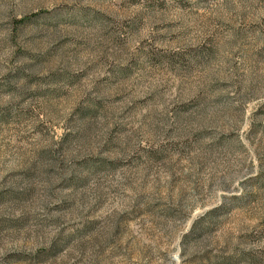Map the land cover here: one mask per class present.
<instances>
[{"label": "rangeland", "instance_id": "obj_1", "mask_svg": "<svg viewBox=\"0 0 264 264\" xmlns=\"http://www.w3.org/2000/svg\"><path fill=\"white\" fill-rule=\"evenodd\" d=\"M0 264H264V0H0Z\"/></svg>", "mask_w": 264, "mask_h": 264}]
</instances>
